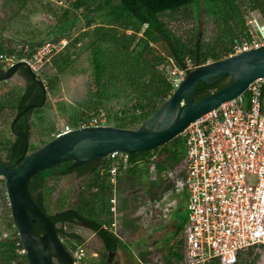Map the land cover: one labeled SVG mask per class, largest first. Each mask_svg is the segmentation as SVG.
<instances>
[{
    "label": "trees",
    "instance_id": "obj_1",
    "mask_svg": "<svg viewBox=\"0 0 264 264\" xmlns=\"http://www.w3.org/2000/svg\"><path fill=\"white\" fill-rule=\"evenodd\" d=\"M66 2L68 7H57L51 0H3L0 12L4 9H8V12L4 17L0 16V62L2 61L0 66L4 68L6 65L4 59L7 57L15 61L32 58L37 50L46 44L57 47L62 41H68L62 50L57 53L53 51L49 55L45 65L51 66L53 73L45 72L43 75L49 88L47 90L53 96L57 95L55 91H59L61 78L79 73L76 70L78 64L82 67L80 69L82 74L87 75L89 91L84 105L87 106L88 111H74L71 115H67L65 102L59 103L60 116L68 118L70 129L80 128L84 123L99 118L100 110L110 112L112 109L116 110L113 116H107L108 121L114 120L117 124L124 123L127 126L135 123L140 126L175 90L170 72L172 68L187 69L188 61L193 68H197L229 57L239 43L251 38L247 23L253 14H260L264 23V0H67ZM194 4L203 6L212 4L222 8V16L216 17L215 23L221 27L224 22L234 38L227 43L221 35V40L216 44L204 45L200 35L202 22L191 28L188 38H183L164 21L170 13L183 14L187 11L185 13L189 14V11L195 7ZM36 14L45 17L44 29L14 27V22H26L30 16ZM26 48L28 50L24 52ZM23 73L29 78L27 90L17 95L10 93L9 97L1 99L0 112L1 116L6 112L9 114V124L11 122L9 119L12 120L17 113L29 105L37 104L33 109L23 113L15 123V129L22 130L30 137L32 129L43 132L44 113L50 108V104L45 106L48 95L44 90L46 87L43 88L32 79L27 74L26 68ZM229 81L230 77L212 85L201 82L196 100L225 87ZM113 103H116L115 106H112ZM262 112L264 113V88ZM30 115L35 116L34 121L30 120ZM13 135L14 141L7 139L0 142L5 147L3 149L6 150L9 161L8 164H4L9 167L14 166L26 145L25 140L15 133ZM53 138L42 143L45 144ZM184 151L185 142L178 136L154 150L128 154L129 167L124 170L121 165L117 171V178L120 180L122 174H126L132 177L129 187L136 189L138 186H147V189L146 195L143 196L146 199L139 203L140 206L136 211V224L125 223L127 231L124 230L121 234L112 227L115 220L110 204L113 185L108 171L112 168L114 160L108 157L78 168L72 167L73 160L55 165L31 179L29 192L40 209L54 223L66 248L71 244V242L67 243L70 238L77 239V243L71 245L72 249H68L71 253L81 250L83 244L80 237L74 233L69 234L68 229L71 230L72 227L80 224L92 229L103 242L105 249L114 251L122 245L123 234L130 232L131 228H136L146 211L154 212L156 200L169 197L174 192L175 180L182 176V170L177 172L176 168L182 164ZM155 154L157 157L152 161L151 158ZM151 164L156 166L154 174L150 173ZM139 171L146 174V182L134 180V176ZM165 171L174 174L173 180L162 179V172ZM71 174L85 176L77 198L72 206L62 208L57 205L54 210L51 201L57 183L64 176ZM4 182L6 184L5 180ZM122 196L123 192L117 191L116 212L119 215L127 208V201L123 200ZM65 199L64 196L61 201ZM186 222L187 218L174 229V237L177 240L170 248L169 254L164 256L162 264H179L184 259L185 240L182 229ZM13 225L11 216L7 226L13 234L0 240V264L28 262L23 252L21 238ZM34 227L38 234H43L40 227L37 225ZM255 250L250 248L245 251L235 264H256L262 255ZM140 257L138 264L149 261L151 263L148 264H155L146 252H140ZM83 258L84 255L80 262ZM211 264H220V262L215 260Z\"/></svg>",
    "mask_w": 264,
    "mask_h": 264
},
{
    "label": "built area",
    "instance_id": "obj_2",
    "mask_svg": "<svg viewBox=\"0 0 264 264\" xmlns=\"http://www.w3.org/2000/svg\"><path fill=\"white\" fill-rule=\"evenodd\" d=\"M248 26L251 38L239 43L230 56L264 46V23L253 18ZM55 49V45L46 44L32 58L21 61L33 70L34 59H48ZM5 61L9 65L16 62L8 57ZM192 69L190 61L187 69H171L175 89ZM263 88L264 79L253 81L243 94L204 114L179 135L185 142V151L182 176L175 180L174 192H186L188 213L182 229L185 250L180 264H211L215 260L235 264L250 248L264 253ZM85 126H106V118H94L81 127ZM156 157L153 155L151 160ZM108 158L114 160L108 172L113 185L112 227L117 231V171L121 165L124 170L129 167V156L114 152ZM150 170L152 174L156 172L155 164L150 165ZM173 178L170 171L162 172L164 181ZM166 198L155 201L153 213H144L141 222L145 226L154 221ZM83 255L82 250L73 253L76 264Z\"/></svg>",
    "mask_w": 264,
    "mask_h": 264
},
{
    "label": "water",
    "instance_id": "obj_3",
    "mask_svg": "<svg viewBox=\"0 0 264 264\" xmlns=\"http://www.w3.org/2000/svg\"><path fill=\"white\" fill-rule=\"evenodd\" d=\"M21 66H27L32 79L45 88L37 73L24 61L7 67L0 79L11 80ZM227 77H230V81L225 87L196 100L201 82L212 85ZM257 79H264V46L192 69L172 95L135 129L108 125L71 129L32 152H28V136L21 131L15 132L14 126L23 113L37 104L17 113L11 129L26 141V146L13 167L0 161V177L6 181L13 226L21 238L29 264H54L55 259L61 264H76L54 223L29 192V182L34 176L67 160H73L72 167L78 168L114 152L132 154L161 147L178 137L204 114L243 94L249 84ZM35 225L42 229L43 235L36 232Z\"/></svg>",
    "mask_w": 264,
    "mask_h": 264
},
{
    "label": "rangeland",
    "instance_id": "obj_4",
    "mask_svg": "<svg viewBox=\"0 0 264 264\" xmlns=\"http://www.w3.org/2000/svg\"><path fill=\"white\" fill-rule=\"evenodd\" d=\"M51 1L57 7H68V3L66 2L67 0ZM2 2L3 0H0V8L2 6ZM194 6L195 7H192L193 9H191L192 11H189V14L185 13L187 11H185L183 14H177L178 12L176 14L170 13L168 16H166V18H164V21L169 24L170 28H172L175 33H177L183 38H188L187 36L189 35L191 28H193L195 25H199V23L202 22L200 25V35L202 37V42L204 45L216 44L221 40V35L223 36V38L226 39L227 43H229L230 40L234 38L232 32H230V28H228V26L224 22H222L221 27L215 23V18L222 16V8L216 7L212 4L205 6L201 4H194ZM197 8H199V10H197ZM7 12L8 9L2 10L0 12V16L4 17V14ZM250 18H256L259 22L263 23L261 20V16L258 13L253 14ZM45 24V17L42 14H36L30 16L29 20H26V22H14V27H29L32 29L40 30L44 29ZM67 43L68 41H62L61 45L56 47L54 53H57L58 51L62 50ZM17 48L19 49L20 47ZM24 52H26V49L24 50ZM51 54L52 52L49 55ZM39 60L40 56L34 59L31 62V65L35 68L33 70L37 73L39 79L43 81V84L46 87L45 90L48 95L45 106L47 104H50V108L46 111V113H44L45 124L43 126V132L41 130L39 131V129L31 130L29 137V143L31 144L29 152H32L41 147L43 141H47L52 137H56L57 135L62 133V131H65L69 128L68 118H63V116H60V102H65L66 108L68 109L67 115H71L74 111H88L87 106L84 104H86L88 98L87 94L89 91V83L87 75L82 74V71L80 70L82 68L81 65L78 64L76 66V70L79 72L78 74L74 76H67L63 79L61 78L59 84V91H55L57 95L53 96L50 94L49 90H47L49 88H47L48 86L43 75L45 72L46 74H52L53 70L51 66L45 65L48 59H43L41 61ZM7 62L10 63L9 61ZM7 62L5 61L6 65L4 66V68H7L6 66L9 65ZM26 84L27 83L23 79H21L19 75L14 76L11 80L7 82H1L0 100L5 97H9L10 93H15V95L22 93ZM115 104L116 103H113L112 106H115ZM115 110L116 109H112L110 112H107L106 110H100L99 115L102 118H107L108 115L113 116ZM8 116L9 114H7V112L2 114V116L0 112V142H3L7 139H10L12 141L15 140L13 131L11 129V124L15 117L12 120L9 119V121L11 122L8 124ZM30 120L34 121L35 116L30 115ZM8 125H10V127ZM107 125L124 129H135L139 127V125L135 123L127 126L124 123L117 124V122L114 120L108 121L106 119V126ZM3 148H5L4 145L0 144V161L6 163L8 159L6 157V150ZM141 167H143V165ZM182 169L183 166L181 164L179 167L176 168V171L180 172ZM121 177L122 179H118V190H121L123 192L122 198L123 200L125 199L127 201V208L125 209V211L120 213V215L117 213L116 223L118 225V228L120 226L119 229L117 228V233H122V231L124 232V230H126L125 223L131 225L136 224V211L140 206L139 203L146 199L143 198V196L146 195L147 189V186H138V188L132 189L131 187H129V185H131L129 182L131 181L132 177L126 176V174H122ZM84 180L85 176H83L82 178H77L76 174L68 175L61 178V180L57 183L56 192L52 197V208L56 210L57 205L61 206L62 208H68L72 206L77 198L78 192L80 191L81 185L83 184ZM134 180L144 183L147 181L146 174L139 171L137 172L136 176H134ZM60 189L64 190L63 193L66 194V196H57V192ZM64 196L66 198L65 201H61V198H63ZM186 204L187 195L185 191H182L180 193L173 192L169 197H167L161 202V206L163 208L158 211L157 215L154 218V221L149 226H145L143 223L140 222L136 228H131V233L128 232L127 234H123L122 244L124 249L127 251L125 254L124 264H138V260L141 259L140 252L148 253L153 263L162 264L164 256L169 254L170 248L174 246L177 240V238L174 237V229L184 223L187 218L188 213L186 209ZM10 217L11 209L7 198V188L4 179L0 177V240L12 236L13 234V232H10L8 230L7 226ZM82 227L83 226L81 225H76L72 227L71 230L68 229L69 234L74 233L78 235L80 237L81 243L83 244L81 246V250L84 253V258L78 264H97L96 255L98 252L103 250V242L94 232ZM70 242V245L67 244V249H69L70 246L71 250V245L73 243L76 244L77 239L70 238L67 243ZM148 263H151V261H149ZM55 264L58 263L55 262ZM256 264H264V253L262 254V259L259 260Z\"/></svg>",
    "mask_w": 264,
    "mask_h": 264
},
{
    "label": "flooded vegetation",
    "instance_id": "obj_5",
    "mask_svg": "<svg viewBox=\"0 0 264 264\" xmlns=\"http://www.w3.org/2000/svg\"><path fill=\"white\" fill-rule=\"evenodd\" d=\"M21 61V60H20ZM15 64V63H14ZM10 66H12V65H7L6 67H10ZM24 68H26V72H27V70H28V67L27 66H21L20 68H19V70L13 75V77L14 76H16V75H19L20 76V78L21 79H23L27 84H26V86H25V88H24V91H26L27 90V86H28V84H29V78L23 73V71H24ZM6 70H7V68H1L0 67V78L1 77H3L4 76V74H5V72H6ZM27 74H28V72H27ZM29 75V74H28ZM30 76V75H29ZM12 77V78H13ZM1 82H7V81H2L1 79H0V83ZM47 93V92H46ZM45 96H46V94H45ZM44 96V97H45ZM45 100V99H44ZM46 101V100H45ZM17 122V121H16ZM14 130H15V132H19V131H21V132H23L22 130H17V129H15V126H14ZM15 132H13V133H15ZM24 140V139H23ZM28 143H29V137H28ZM30 143H29V148H28V152H29V149H30ZM26 146V145H25ZM25 149V148H24ZM21 156H22V154H21ZM21 156H19L18 158H20ZM17 158V159H18ZM16 159V160H17ZM3 162V161H2ZM8 162L9 161H7L6 163L8 164ZM3 163H5V162H3ZM5 163V164H6ZM72 175V174H71ZM66 176H68V175H66ZM65 177V176H64ZM76 177L77 178H82L83 176H78L77 174H76ZM61 192V193H60ZM64 192V190L63 189H60L58 192H57V196H61V195H65L66 196V194H64L63 193ZM60 193V194H59ZM82 228H85V229H89V230H91L92 232H93V230L92 229H90V228H88V226H86V225H84ZM96 234V233H95ZM40 235V234H39ZM41 235H43V234H41ZM63 240V239H62ZM64 242V241H63ZM69 249H70V247H69ZM24 252V251H23ZM126 250L124 249V247H123V244L122 245H120L116 250H114V251H111V250H107V249H105V246H104V244H103V250H101L100 252H98L97 253V255H96V257H97V263H99V264H124V260H125V254H126ZM105 253V257H103V254ZM55 262H57L58 264H61L57 259H55L54 260V264H55ZM23 264H29V261L28 262H26V263H23Z\"/></svg>",
    "mask_w": 264,
    "mask_h": 264
},
{
    "label": "crops",
    "instance_id": "obj_6",
    "mask_svg": "<svg viewBox=\"0 0 264 264\" xmlns=\"http://www.w3.org/2000/svg\"><path fill=\"white\" fill-rule=\"evenodd\" d=\"M117 188H118V178H117ZM119 191V190H118ZM117 228H118V225H117ZM119 228H120V226H119ZM118 228V229H119ZM120 232V231H119ZM120 234H121V232H120Z\"/></svg>",
    "mask_w": 264,
    "mask_h": 264
},
{
    "label": "clouds",
    "instance_id": "obj_7",
    "mask_svg": "<svg viewBox=\"0 0 264 264\" xmlns=\"http://www.w3.org/2000/svg\"><path fill=\"white\" fill-rule=\"evenodd\" d=\"M73 254V253H72Z\"/></svg>",
    "mask_w": 264,
    "mask_h": 264
}]
</instances>
